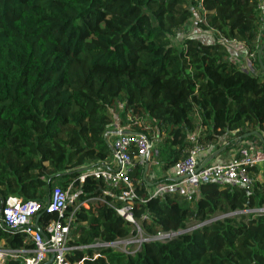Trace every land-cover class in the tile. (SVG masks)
Wrapping results in <instances>:
<instances>
[{
  "label": "trees",
  "instance_id": "trees-1",
  "mask_svg": "<svg viewBox=\"0 0 264 264\" xmlns=\"http://www.w3.org/2000/svg\"><path fill=\"white\" fill-rule=\"evenodd\" d=\"M196 12L214 42L185 36L175 46ZM261 19L258 0H0V204L39 201L45 228L58 216L45 208L51 192L69 190L68 246H83L66 254L71 264H264V213L233 214L264 206V177L249 190L211 181L153 193L197 141L210 151L264 145V76L220 42L245 45L264 73ZM116 117L153 142L148 169L132 173L133 198L125 184L81 180L112 168ZM129 205L134 222L117 211ZM179 231L132 254L95 246ZM32 248L24 228L0 225L5 264H22Z\"/></svg>",
  "mask_w": 264,
  "mask_h": 264
},
{
  "label": "built area",
  "instance_id": "built-area-1",
  "mask_svg": "<svg viewBox=\"0 0 264 264\" xmlns=\"http://www.w3.org/2000/svg\"><path fill=\"white\" fill-rule=\"evenodd\" d=\"M258 2L264 27V0H258ZM225 41L229 42V40ZM251 56H253V54ZM152 147V140L144 133L131 131L121 133L113 142L115 157L118 160V167L115 169H93L81 176V180L83 181L87 176H93L96 179L103 180L107 185L113 188H119L122 184H125L129 186V190L124 191L123 195L128 198H133L136 193L133 189L131 180L132 173L137 164L144 166L148 163ZM211 149V145L197 141L190 148L188 155L184 159L176 162L169 172L173 182L157 186L153 191L154 195H159L167 191H181L188 194L192 189L211 181L235 182L248 190L254 188L256 180L250 174V168L257 164L264 163V150L260 148L252 149L243 147L236 156L228 161H215L201 166L199 160L201 154ZM69 195V190H63L60 186H56L51 192L45 208L47 212L57 213L58 216L43 228L44 232L48 235L47 241L37 230L36 217L43 208V205L39 201H26L22 198L11 196L7 199L5 205L0 204V225L9 228L22 227L32 240L33 248L28 250L30 255L23 259L22 264H45L52 256H54L52 264H71L66 258V254L70 250L83 248V246H68L70 227L75 219V212L67 218L64 217ZM82 205L88 206L87 203H83ZM130 209L131 206L129 205L117 211L129 221L134 222ZM238 213L263 214L264 206L261 208L242 210L233 214ZM199 226H202V224L192 227L191 229ZM138 229L141 232L140 228ZM165 237H169V234L160 233L153 238H144L142 236L130 237L118 239L109 243L96 241L95 246L112 247L126 254H132L136 252L144 242ZM129 246L134 249L129 251ZM7 255V250H0V264H5L4 258Z\"/></svg>",
  "mask_w": 264,
  "mask_h": 264
},
{
  "label": "crops",
  "instance_id": "crops-1",
  "mask_svg": "<svg viewBox=\"0 0 264 264\" xmlns=\"http://www.w3.org/2000/svg\"><path fill=\"white\" fill-rule=\"evenodd\" d=\"M239 55H241V54H239ZM241 56H243V55H241ZM232 57L236 60V57L234 55H232ZM250 60L252 62L251 55H250ZM247 61H248V59H247ZM247 61H246V65H248L247 67L250 68V63L248 64ZM252 65H253V69H255V71L258 70L257 73H259V69H257V67L254 65L253 62H252ZM133 130H134L133 127L130 126V125H127L125 123L121 124L120 121L119 122H115V124L112 126V128H110V131L108 133V138H109V140L111 141V143L113 145V142L117 138V136H119L121 133H124V132H127V131H133ZM246 137H249V136H246ZM243 138H245V137H243ZM243 147H249V148H252V149L260 148V149L264 150V145H261L258 140L249 139V140L240 142V144L238 146H234L233 149L227 150L225 147H223V148H225L224 151H222L215 159L211 160L207 164L215 162V161H220V162L228 161L232 157L236 156V154L239 152V150L241 148H243ZM223 148H221V149H223ZM215 152H216V150L214 149L212 151H207V152H204L203 154H201L200 159H199L200 160V165H203L205 162L209 161L211 156H212V154L215 153ZM108 163L111 165L112 169H115V168L118 167V160L115 157V153L108 160ZM256 166H257V168H252L251 169V175H252V177H254L255 180H262L263 177H264V164H257ZM154 174H156V173H154ZM86 207H88V206L86 205ZM29 255H30V253L28 252V250L27 251H23L21 253V257L23 259L25 257H28ZM7 256H5V258H4L5 261H6Z\"/></svg>",
  "mask_w": 264,
  "mask_h": 264
},
{
  "label": "rangeland",
  "instance_id": "rangeland-1",
  "mask_svg": "<svg viewBox=\"0 0 264 264\" xmlns=\"http://www.w3.org/2000/svg\"><path fill=\"white\" fill-rule=\"evenodd\" d=\"M200 22H201V16H199V14L196 12L194 17L184 26L182 31L180 33H178V35H176V36L171 38L172 43L175 46H180V43H181L180 40L183 37H185V36H191V37H194V38H198V39L202 40L205 43L214 42L215 38H214L213 32L201 28L200 27ZM179 38H180V40H179ZM220 42H224L226 44L227 48L231 52V55H234L236 57V60L234 58L233 59L238 64H240L244 69H246L247 71H250V72H252V73H254L256 75L264 76V73H262L260 69H259V73H257L258 70L255 71V69H253V65H252V62L250 60V55H252L253 53L249 52V50L246 48L245 45L244 46L242 44L239 45V44H236L237 42H233V41H229L228 42V41H225L223 39H221ZM239 54H241L243 56H241ZM251 57H253V56H251ZM247 59H248V61H247ZM246 61L248 62V64L250 63V68L247 67L248 65H246ZM120 120H121L120 117H116V122H119ZM154 135L158 136L156 133ZM154 140L156 142L155 138H154ZM260 164H264V163H260ZM154 175L156 177L153 176V178L156 179L157 178V174H154ZM71 197H72V195H69L68 201L71 199ZM238 214H242V213H238ZM179 232H182V231H179ZM167 234H169V237L176 235L175 232L167 233ZM132 249H134V248L129 246L128 250L131 251Z\"/></svg>",
  "mask_w": 264,
  "mask_h": 264
},
{
  "label": "water",
  "instance_id": "water-1",
  "mask_svg": "<svg viewBox=\"0 0 264 264\" xmlns=\"http://www.w3.org/2000/svg\"><path fill=\"white\" fill-rule=\"evenodd\" d=\"M263 51H264V43L261 46V48L259 49V51H258L259 62H260L261 66H262V69L264 71V62L262 60V53H263ZM256 133L258 135H260L258 132H256ZM250 135H251V133L246 134L245 136H250ZM224 149L225 148L220 149V150L216 151L215 153H213L212 156H211V158H210V160L207 161V162H205L201 166H204L205 164H207L211 160L215 159L222 151H224ZM113 151H115L114 148H113ZM146 168L148 169V163L146 164ZM39 217L40 216H37V221H38ZM37 230L44 236L45 240L47 241L48 240V235L44 232V230L41 227H39V226H37ZM175 233H176V235L182 234V232H175ZM53 260H54V256H52L51 259L48 262H46L45 264H52Z\"/></svg>",
  "mask_w": 264,
  "mask_h": 264
},
{
  "label": "clouds",
  "instance_id": "clouds-1",
  "mask_svg": "<svg viewBox=\"0 0 264 264\" xmlns=\"http://www.w3.org/2000/svg\"><path fill=\"white\" fill-rule=\"evenodd\" d=\"M127 132H130V131H127Z\"/></svg>",
  "mask_w": 264,
  "mask_h": 264
}]
</instances>
